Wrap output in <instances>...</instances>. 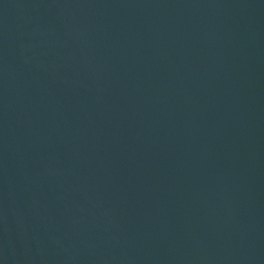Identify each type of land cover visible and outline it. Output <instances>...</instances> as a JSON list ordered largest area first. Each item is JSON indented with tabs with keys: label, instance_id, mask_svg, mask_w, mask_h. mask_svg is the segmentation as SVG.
Segmentation results:
<instances>
[{
	"label": "water",
	"instance_id": "obj_1",
	"mask_svg": "<svg viewBox=\"0 0 264 264\" xmlns=\"http://www.w3.org/2000/svg\"><path fill=\"white\" fill-rule=\"evenodd\" d=\"M0 264H264V0H0Z\"/></svg>",
	"mask_w": 264,
	"mask_h": 264
}]
</instances>
